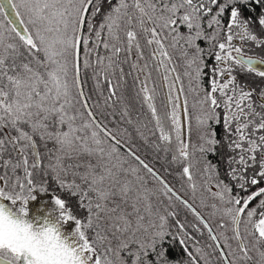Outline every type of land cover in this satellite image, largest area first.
<instances>
[{"label": "snow or ice", "instance_id": "1", "mask_svg": "<svg viewBox=\"0 0 264 264\" xmlns=\"http://www.w3.org/2000/svg\"><path fill=\"white\" fill-rule=\"evenodd\" d=\"M0 264H264V0H0Z\"/></svg>", "mask_w": 264, "mask_h": 264}]
</instances>
